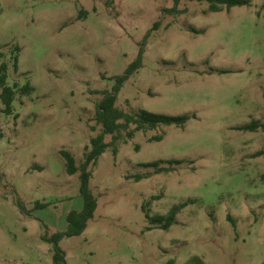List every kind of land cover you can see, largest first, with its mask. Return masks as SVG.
<instances>
[{
	"label": "rangeland",
	"instance_id": "374dc122",
	"mask_svg": "<svg viewBox=\"0 0 264 264\" xmlns=\"http://www.w3.org/2000/svg\"><path fill=\"white\" fill-rule=\"evenodd\" d=\"M262 4L213 12L198 0L174 11V0H0L8 84L33 86L13 114L0 99V264H53L43 236L83 205L79 172H66L60 152L84 161L101 92L140 48L142 66L116 105L191 117L129 138L130 125L89 166L97 207L83 233L61 240L67 264H264V129H236L264 121ZM160 159L175 169L142 165ZM183 202L168 230L146 217Z\"/></svg>",
	"mask_w": 264,
	"mask_h": 264
},
{
	"label": "trees",
	"instance_id": "16d2710c",
	"mask_svg": "<svg viewBox=\"0 0 264 264\" xmlns=\"http://www.w3.org/2000/svg\"><path fill=\"white\" fill-rule=\"evenodd\" d=\"M199 2H206L208 10L213 12L227 10L236 6H249L251 0H198ZM105 4L110 7L113 0H104ZM180 0H174V7L170 11H174ZM264 8V4H262ZM200 30L199 32H202ZM19 50L18 46L13 49L14 68L17 69L18 56L15 51ZM143 49L140 48L138 56L131 62L124 72L114 77V86L112 89L103 90L101 92L102 99L98 103L95 113V120L101 126L100 132L93 136L90 140L91 146L85 153L84 161L77 166L74 156L66 150H61V155L65 159L66 172L69 175L79 172V193L83 199V205L79 210L72 209L66 215V228L64 230L53 233L52 235L43 236L44 241L52 245V263L53 264H67L66 252L60 246L62 239L72 236L80 235L85 231L89 221L93 218L95 209L97 207V198L92 193L90 188V178L92 173L89 169L90 165H96L99 157L107 150L108 147L115 144L120 139L122 131L128 129L130 125H134L132 130L127 132V136L132 137L135 131H147L149 129H155L163 125H174L176 127H184L186 121L191 117L190 114L184 113L179 115H171L165 113H156L144 109H132L125 111L116 105L117 96L123 84L129 79L130 75L137 71L142 66ZM0 56L2 54L0 53ZM227 73L231 70L228 69H212L211 72ZM8 64L0 60V99L4 105V112L7 115L13 114V101L17 95L30 94L33 91V86L30 82L20 86L17 82L12 85L8 84ZM264 97V92H263ZM194 116V115H192ZM242 131H257L264 129V121L251 120L245 124L236 127ZM110 134L112 136L111 142L105 141V136ZM152 140L159 141L162 139L161 135H156L151 138ZM115 147V146H114ZM116 153L117 149L114 148ZM264 154V150L256 153V155ZM164 160H155L152 162L144 163L142 165L146 167H153L154 173H161L174 170V167H163L161 163ZM168 164L180 165L184 163L182 159H170L166 161ZM148 176V175H147ZM136 180L141 179L142 175H134ZM192 202V200H189ZM187 202H183L180 205H174L167 214H155L150 215L146 210V204L144 210H146V217L150 221V224L163 229L168 230L173 223H176V216L180 210L185 207ZM38 206H44L43 204H37ZM148 205V204H147ZM24 209L23 206H21ZM150 229V228H148Z\"/></svg>",
	"mask_w": 264,
	"mask_h": 264
}]
</instances>
